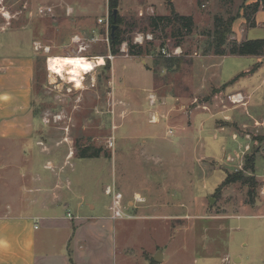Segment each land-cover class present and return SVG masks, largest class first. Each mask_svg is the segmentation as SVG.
<instances>
[{
    "label": "rangeland",
    "instance_id": "1",
    "mask_svg": "<svg viewBox=\"0 0 264 264\" xmlns=\"http://www.w3.org/2000/svg\"><path fill=\"white\" fill-rule=\"evenodd\" d=\"M173 4L178 14L193 18L190 34L167 22L147 26L150 17L171 14L166 0H119L117 16L124 22L115 25L127 51L113 56L111 38L110 44L72 42L76 35L89 39L95 33L106 39L100 20L110 21V0H0V49L34 50L36 42L51 48L49 56L36 52L33 109L37 137L44 143L54 139L55 162H67L66 170L53 165L52 171L70 176L74 191L95 202L94 216L110 214L104 210L110 196L103 190L114 184L128 215L111 230L86 222L76 238L83 242H72L73 259L79 247L87 257L102 254L115 264H222L227 256L236 264L240 254L243 264H262L264 65L229 52L234 43L264 39V9L260 0ZM42 8L53 13L42 14ZM219 19L228 23L224 43L216 35ZM137 33L153 36L152 51L131 56ZM177 47L183 53L172 59L180 63L168 64L159 54ZM217 50L227 55L217 56ZM259 59L264 63V56ZM250 67L245 78L241 73ZM238 90L245 104L230 100ZM152 112L160 114L159 122H151ZM233 133L250 149H231ZM87 149L88 155L100 149V157L80 158ZM240 167L253 181L224 185ZM48 172L41 165V173Z\"/></svg>",
    "mask_w": 264,
    "mask_h": 264
},
{
    "label": "crops",
    "instance_id": "2",
    "mask_svg": "<svg viewBox=\"0 0 264 264\" xmlns=\"http://www.w3.org/2000/svg\"><path fill=\"white\" fill-rule=\"evenodd\" d=\"M256 59L258 64L264 65L261 59ZM36 62L37 54L31 46L16 53L0 49V264H115L114 258L110 260L102 254L87 257L79 252V247L74 250V259L72 257V242H83L76 238L82 234L86 222L91 221L90 228L113 229V222L117 221L112 217L113 198L103 190L110 199L104 210L108 209L110 214L94 216L95 202L89 203L84 195L80 197L74 191L75 182L70 176L52 171L53 165L66 170L67 162L65 159L55 162L52 153L58 146L54 139L44 143L37 137L33 109ZM250 70L251 67L246 68L241 74L246 78ZM236 92L244 95L241 90ZM172 111L173 108L168 112ZM158 115L152 112L151 117L159 122ZM182 130L186 132L187 128ZM232 135L230 148L243 150L245 138L237 135L236 139L235 134ZM216 138L213 137V142ZM24 142L27 146L22 145ZM223 150L229 152L226 148ZM42 159H47L44 164ZM41 165L49 172L42 174ZM115 190L119 192L116 186ZM73 199L78 200L73 204ZM40 221L44 231H40ZM75 221L78 224L73 230ZM241 245L248 247L247 242ZM229 257L222 259V264H231ZM196 262L194 259V264ZM243 262L242 254L235 256L236 264Z\"/></svg>",
    "mask_w": 264,
    "mask_h": 264
},
{
    "label": "trees",
    "instance_id": "3",
    "mask_svg": "<svg viewBox=\"0 0 264 264\" xmlns=\"http://www.w3.org/2000/svg\"><path fill=\"white\" fill-rule=\"evenodd\" d=\"M168 2V5L171 8V14L168 16H157V17H150L147 22V26L153 29H156L161 22H167L169 24H175L177 27V31L182 33V30L185 29L188 34L193 32L194 29V20L191 16H182L178 14L174 9L173 0H166ZM260 5L264 9V0H260ZM119 0H110V29L112 32V27L115 24L122 25L124 20L116 17L114 14V10L118 7ZM228 28V23L225 22L222 19H219L217 21V27H216V35L219 38L218 43H224L225 42V35L227 32L224 30V28ZM125 38L123 36V32L120 28L115 33V36H112L111 34V54L113 56H118L120 54L121 46L124 43ZM152 46L150 42H148L145 46H137L132 41L129 45V52L131 56H142L144 54L149 53V49ZM152 51V50H151ZM150 51V52H151ZM217 56H226L227 53L223 50H217L216 54ZM229 56H240V57H263L264 56V39H255V40H247L242 43H234L230 49ZM177 61L180 63L181 59H167L166 62L168 64L174 63ZM107 65V64H106ZM110 67V66H109ZM88 151H91L90 149L84 150L81 152L80 158H99L101 155L100 149L92 150L93 153L91 155H88ZM234 176L227 179V181L224 183V185H228L233 182H245L247 183L249 180L253 181V178L247 177L244 174V171L236 172L233 174Z\"/></svg>",
    "mask_w": 264,
    "mask_h": 264
},
{
    "label": "built area",
    "instance_id": "4",
    "mask_svg": "<svg viewBox=\"0 0 264 264\" xmlns=\"http://www.w3.org/2000/svg\"><path fill=\"white\" fill-rule=\"evenodd\" d=\"M67 11H68V14H71L73 10L72 9H67ZM40 12L42 14H52L53 13V9L52 8H42L40 10ZM100 23H103L106 26V29H108L107 35H106V39L105 38L103 40L100 39L99 35L96 34V33L93 34V35H91L89 37V39H87L86 37H84L82 35H76L72 39L73 44H84L86 42L96 43V42H99V41L107 42V43L110 44V38H111V35L109 33V31H110V21L107 20V19L106 20L103 19V20H100ZM153 40H154V38H153V36L151 34L137 33L136 36H135V38H134V42L133 43L135 45H137V46H144V44H147L148 42H152ZM121 50H122V52H126L127 51V44H124ZM34 51L35 52H39V53H44L47 56H49L50 53L52 52V50H51L50 47L43 46L39 42H36L34 44ZM182 53H183V51H182V48L181 47L175 48L174 51H169V49H167V48H161L159 50V54L161 56H163V57L168 58V59L173 58V57H176V56H181ZM230 100L233 103H235V104H245V102H244L245 97L241 93H238L236 95L230 96ZM154 121H155V117L153 116L151 122L154 123ZM234 138H236V137H234ZM114 141H115V139H113V140L110 141L111 147L114 146V144H115ZM245 148L247 150L250 149L249 146H246ZM227 161L229 163H232V162L235 161V158H231V156H230ZM235 171L236 172H240V171H244V169L242 167H240V168H236ZM106 194L113 197V205L111 207V211L113 213L112 214L113 219L114 220H119V219H122V218H125L126 216H128L119 207L120 202L117 199H118V196H120V195L116 192L115 187L109 186L107 188V190H106ZM262 195H264V186H263V190H262ZM137 201L139 203V202H143L144 200H142L141 198H137ZM69 216L71 217V215H69Z\"/></svg>",
    "mask_w": 264,
    "mask_h": 264
},
{
    "label": "water",
    "instance_id": "5",
    "mask_svg": "<svg viewBox=\"0 0 264 264\" xmlns=\"http://www.w3.org/2000/svg\"><path fill=\"white\" fill-rule=\"evenodd\" d=\"M114 14H115V16L117 17V15H118V10L116 9V10H114ZM118 29V26L117 25H114L113 27H112V36H115V33H116V30ZM49 70V69H48ZM155 260L157 261V262H160V261H162V259H161V254L159 253L156 257H155Z\"/></svg>",
    "mask_w": 264,
    "mask_h": 264
},
{
    "label": "bare ground",
    "instance_id": "6",
    "mask_svg": "<svg viewBox=\"0 0 264 264\" xmlns=\"http://www.w3.org/2000/svg\"><path fill=\"white\" fill-rule=\"evenodd\" d=\"M50 57H51V56H50ZM48 58H49V57H48ZM58 119H59V120H61V118H59V117H58ZM154 122H156V119H155V121H154Z\"/></svg>",
    "mask_w": 264,
    "mask_h": 264
}]
</instances>
